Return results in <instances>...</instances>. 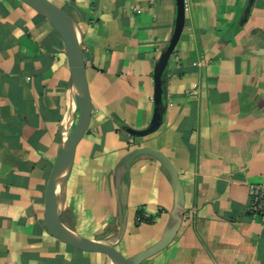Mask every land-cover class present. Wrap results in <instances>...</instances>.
Instances as JSON below:
<instances>
[{"label":"crops","instance_id":"1","mask_svg":"<svg viewBox=\"0 0 264 264\" xmlns=\"http://www.w3.org/2000/svg\"><path fill=\"white\" fill-rule=\"evenodd\" d=\"M79 25L91 99L62 222L112 242L125 256L157 242L173 206L163 166L130 168L127 221L114 168L127 152H163L183 188L173 241L141 264H264V223L245 212L264 183V0H184L185 19L162 76L164 114H153L154 68L175 26L176 0H49ZM65 46L21 0H0V264H98L46 229L45 190L73 112ZM148 219L136 223L138 213ZM93 260H96L93 261ZM108 262V261H105Z\"/></svg>","mask_w":264,"mask_h":264},{"label":"water","instance_id":"2","mask_svg":"<svg viewBox=\"0 0 264 264\" xmlns=\"http://www.w3.org/2000/svg\"><path fill=\"white\" fill-rule=\"evenodd\" d=\"M21 1L44 17L60 36L65 46L71 74V92L74 108L68 118L66 132L60 142L45 190L44 221L47 232L59 241L81 252L104 254L111 264H141L146 259L164 250L173 241L181 226L186 209L184 206L183 188L177 171L163 152L153 150L147 146L133 148L117 162L114 168V180L122 209V233L125 231L127 221V188L125 180L129 178L131 165L137 157L145 155L156 159L165 169L173 191V206L159 240L134 255L125 257L114 243L81 236L62 222V207L67 181L73 166L75 149L85 134L91 117V99L87 86L82 50L83 36L77 22L64 9L53 2L49 0ZM252 3L253 0H248L238 22L239 26H242L247 20ZM184 13V0H176V18L173 34L165 52L154 68L153 114L149 125L144 130L133 132L137 136H146L155 132L162 123L165 109L162 97V76L167 65V59L183 29ZM256 53L264 56V49L257 50ZM59 208H61L60 212H58Z\"/></svg>","mask_w":264,"mask_h":264},{"label":"built area","instance_id":"3","mask_svg":"<svg viewBox=\"0 0 264 264\" xmlns=\"http://www.w3.org/2000/svg\"><path fill=\"white\" fill-rule=\"evenodd\" d=\"M245 212L264 223V183L251 184L249 186V197ZM141 217H136V223L144 222Z\"/></svg>","mask_w":264,"mask_h":264},{"label":"rangeland","instance_id":"4","mask_svg":"<svg viewBox=\"0 0 264 264\" xmlns=\"http://www.w3.org/2000/svg\"><path fill=\"white\" fill-rule=\"evenodd\" d=\"M93 261L96 262V260H93ZM105 261L110 262L106 256H104V257L102 256V257H100V258L98 259V264L106 263ZM94 264H95V263H94Z\"/></svg>","mask_w":264,"mask_h":264},{"label":"trees","instance_id":"5","mask_svg":"<svg viewBox=\"0 0 264 264\" xmlns=\"http://www.w3.org/2000/svg\"><path fill=\"white\" fill-rule=\"evenodd\" d=\"M137 216L141 217L143 219V215L141 214V212H139ZM148 221H149L148 219H146V218L144 219V222H148ZM137 224H139V223H137Z\"/></svg>","mask_w":264,"mask_h":264},{"label":"bare ground","instance_id":"6","mask_svg":"<svg viewBox=\"0 0 264 264\" xmlns=\"http://www.w3.org/2000/svg\"><path fill=\"white\" fill-rule=\"evenodd\" d=\"M61 208L58 209V212H60ZM101 264H111V262L101 263Z\"/></svg>","mask_w":264,"mask_h":264}]
</instances>
